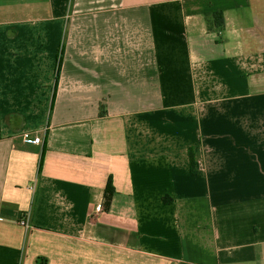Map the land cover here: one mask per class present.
<instances>
[{
  "label": "crops",
  "instance_id": "obj_1",
  "mask_svg": "<svg viewBox=\"0 0 264 264\" xmlns=\"http://www.w3.org/2000/svg\"><path fill=\"white\" fill-rule=\"evenodd\" d=\"M0 264H264V0H0Z\"/></svg>",
  "mask_w": 264,
  "mask_h": 264
},
{
  "label": "trees",
  "instance_id": "obj_2",
  "mask_svg": "<svg viewBox=\"0 0 264 264\" xmlns=\"http://www.w3.org/2000/svg\"><path fill=\"white\" fill-rule=\"evenodd\" d=\"M207 18L209 19V24L211 26V28H216L219 31H222L224 26H225V18H224V13L222 11H216L213 12L211 14L207 15ZM190 162H191V166L194 165V157H193V153H190ZM42 166V161L40 164V168ZM114 191V188L112 186V179H109L108 184H107V188H106V192H107V197L108 195H111Z\"/></svg>",
  "mask_w": 264,
  "mask_h": 264
},
{
  "label": "built area",
  "instance_id": "obj_3",
  "mask_svg": "<svg viewBox=\"0 0 264 264\" xmlns=\"http://www.w3.org/2000/svg\"><path fill=\"white\" fill-rule=\"evenodd\" d=\"M23 139L26 143L34 144V145H41L43 143V139L38 134H32L26 132L23 134ZM21 224L28 227V223L26 221H21Z\"/></svg>",
  "mask_w": 264,
  "mask_h": 264
}]
</instances>
